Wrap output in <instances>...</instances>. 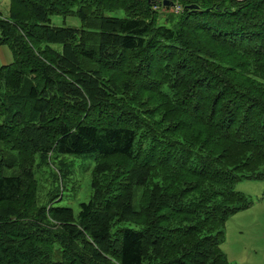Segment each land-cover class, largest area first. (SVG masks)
I'll list each match as a JSON object with an SVG mask.
<instances>
[{
	"label": "trees",
	"instance_id": "1",
	"mask_svg": "<svg viewBox=\"0 0 264 264\" xmlns=\"http://www.w3.org/2000/svg\"><path fill=\"white\" fill-rule=\"evenodd\" d=\"M2 46L0 264H231L235 184L264 180V0H7ZM54 152L94 157L77 216L55 186L38 205Z\"/></svg>",
	"mask_w": 264,
	"mask_h": 264
},
{
	"label": "rangeland",
	"instance_id": "2",
	"mask_svg": "<svg viewBox=\"0 0 264 264\" xmlns=\"http://www.w3.org/2000/svg\"><path fill=\"white\" fill-rule=\"evenodd\" d=\"M177 7V5H176ZM170 11H174L172 6ZM113 16H124L122 10L109 13ZM51 25L80 27L77 16H52ZM0 48V61L10 62L11 53L5 46ZM3 117L0 118V123ZM0 149L7 155L9 150L0 142ZM50 163H40L39 155L35 158L34 172L38 180V205L48 201L49 188L61 189V199L55 200L53 206H68L77 216L79 204L89 200L91 189V170L94 157L90 153L73 154L54 152ZM264 169V166L262 167ZM15 169L7 168L5 173ZM63 171L64 176L55 178L54 173ZM63 180V185L61 183ZM235 189L249 197L252 204L249 208L231 215L225 224V241L221 245L231 264H264V180H240Z\"/></svg>",
	"mask_w": 264,
	"mask_h": 264
},
{
	"label": "crops",
	"instance_id": "3",
	"mask_svg": "<svg viewBox=\"0 0 264 264\" xmlns=\"http://www.w3.org/2000/svg\"><path fill=\"white\" fill-rule=\"evenodd\" d=\"M0 9H7V0H0ZM0 48H3V47H0ZM6 62H8V61H6ZM6 62H3V63H6Z\"/></svg>",
	"mask_w": 264,
	"mask_h": 264
},
{
	"label": "water",
	"instance_id": "4",
	"mask_svg": "<svg viewBox=\"0 0 264 264\" xmlns=\"http://www.w3.org/2000/svg\"><path fill=\"white\" fill-rule=\"evenodd\" d=\"M173 3V1H171ZM169 3V0H163V4L166 5Z\"/></svg>",
	"mask_w": 264,
	"mask_h": 264
},
{
	"label": "built area",
	"instance_id": "5",
	"mask_svg": "<svg viewBox=\"0 0 264 264\" xmlns=\"http://www.w3.org/2000/svg\"><path fill=\"white\" fill-rule=\"evenodd\" d=\"M179 9V7L177 6V7H175V10H178Z\"/></svg>",
	"mask_w": 264,
	"mask_h": 264
}]
</instances>
